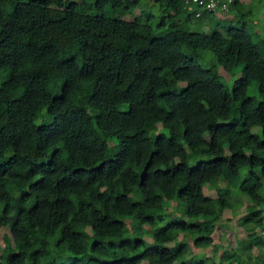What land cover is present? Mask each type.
<instances>
[{
	"label": "trees",
	"instance_id": "trees-1",
	"mask_svg": "<svg viewBox=\"0 0 264 264\" xmlns=\"http://www.w3.org/2000/svg\"><path fill=\"white\" fill-rule=\"evenodd\" d=\"M140 1L0 0V264H264V38L237 0L228 26L183 0L106 13ZM226 209L245 238L193 256Z\"/></svg>",
	"mask_w": 264,
	"mask_h": 264
},
{
	"label": "rangeland",
	"instance_id": "rangeland-1",
	"mask_svg": "<svg viewBox=\"0 0 264 264\" xmlns=\"http://www.w3.org/2000/svg\"><path fill=\"white\" fill-rule=\"evenodd\" d=\"M225 1V0H224ZM240 3V9L244 11H251L250 15L248 16L249 21V32H254V34L257 33L259 37L264 38V0H237ZM223 2V1H221ZM235 0H230L227 8L222 11L221 9H217L214 12V19L209 20L210 23L213 25L215 23L221 25V26H228L229 23L233 20L234 17V8H235ZM143 0L140 1V4L136 6L135 8L128 7L123 9L121 12L119 10H113L111 8H106V13L112 17H118L123 19H133L135 16L139 15L142 9ZM199 25L201 23L199 22H192L189 23L190 29H199ZM200 29L208 30V25H203ZM194 56L197 58V60L202 63L205 66H209L212 64V61H214L213 54L207 50V49H199L195 50ZM215 72L219 74L221 77L223 83L228 89H231L233 81L240 75L241 70L239 66L234 67L232 70H225L222 66L215 67ZM172 87H175L178 85L175 81L171 82ZM248 93L251 95H256L257 91L253 87V85H250L248 87ZM237 109L233 108V115L236 114ZM151 127L153 130L158 131L160 129L159 124H155L152 119L150 118ZM226 174L228 175L230 170L228 167L224 169ZM264 183V178L262 180ZM226 186V181L218 182V188H223ZM205 192L209 196L214 197L217 193V188L213 184L206 183L204 184ZM233 203L235 201L241 202L242 207L250 204L251 202L249 199L238 192V190H234V195L231 198ZM241 214V213H240ZM239 214V215H240ZM239 215L234 216L233 213L230 211V209H226L223 211L224 221L222 225L217 226L215 228V233L213 234L214 243L206 248H200L198 246L193 245L192 240L189 238L188 242L190 244V250L191 254L194 256L198 253H203L205 256L210 258V261H212L215 257L218 258V256L222 253V249L225 247H234L236 246V240L237 238H245V230L238 225L237 219ZM129 226L131 229V232H138L140 228H143L140 226V223L138 221H130ZM261 228L255 229L256 235L262 233ZM94 237L99 240V235H94ZM147 239L151 240L150 237H146ZM13 243V238L11 237V234L7 228H0V256L7 257L10 252V246ZM160 245H173V241L169 243H162L159 242ZM218 248V249H216ZM253 252H256V248L253 247ZM117 254L120 256H125L126 251L117 249ZM189 254L188 256H190ZM84 259H88V256L85 254ZM141 264H146V261H143ZM173 264H182L180 262H174Z\"/></svg>",
	"mask_w": 264,
	"mask_h": 264
},
{
	"label": "built area",
	"instance_id": "built-area-1",
	"mask_svg": "<svg viewBox=\"0 0 264 264\" xmlns=\"http://www.w3.org/2000/svg\"><path fill=\"white\" fill-rule=\"evenodd\" d=\"M230 0H183L187 10L195 11L196 16H201V10H205L207 13H214L217 9L224 11Z\"/></svg>",
	"mask_w": 264,
	"mask_h": 264
}]
</instances>
